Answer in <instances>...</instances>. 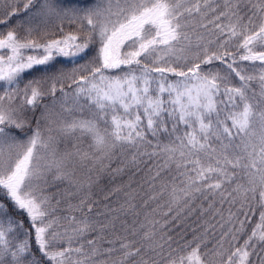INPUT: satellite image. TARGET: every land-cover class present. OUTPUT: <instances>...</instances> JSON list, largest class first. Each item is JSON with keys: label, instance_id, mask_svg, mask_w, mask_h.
<instances>
[{"label": "snow or ice", "instance_id": "1", "mask_svg": "<svg viewBox=\"0 0 264 264\" xmlns=\"http://www.w3.org/2000/svg\"><path fill=\"white\" fill-rule=\"evenodd\" d=\"M0 27V264H264V0H0ZM144 157L147 199L93 219Z\"/></svg>", "mask_w": 264, "mask_h": 264}, {"label": "trees", "instance_id": "2", "mask_svg": "<svg viewBox=\"0 0 264 264\" xmlns=\"http://www.w3.org/2000/svg\"><path fill=\"white\" fill-rule=\"evenodd\" d=\"M0 30H4V29L2 28ZM35 74L39 75V73H35ZM257 91H258V88H257ZM46 101L47 100H45L44 103H46ZM36 115L39 116V112H37ZM32 126H35V125L33 124ZM149 139H152V137L149 136ZM161 139L163 140V142L165 143L167 142L166 137H161ZM153 143H155V140H153ZM147 150L151 151L152 149H147ZM143 160H144V163H141L139 165L140 171H137L135 168L126 169L125 173L117 176L114 181H111L110 177L107 174H105L103 177H101L99 182L94 183L92 185V187L88 191L90 192L91 199L96 201V205L94 207V213L92 214L93 219L103 220L104 215L96 216V213L103 214V213H106L107 209H116V208H119L121 204H124L125 199H126L125 194H124L125 192H130L135 196V200L133 201V203H136L137 205L142 204L143 200L147 199V197L151 194V191L148 185V179H147L148 176L152 174L149 172V168H153L154 164L156 163V160L155 159L149 160L148 157H144ZM119 166H122L119 160L114 161L112 163V168H116ZM79 174H84V172L81 170L78 173V175ZM173 175H175V172H173ZM93 179H95V176H93ZM119 185H124V186L130 185V187H125L124 190L118 195L109 196V192L111 191V189ZM65 186L66 184L61 185V188ZM52 191H56V189H53ZM106 196L108 197V199H105ZM78 199L79 197L72 199L69 202L74 204L78 202ZM158 203L163 204L164 201L161 200ZM106 206H107V209H106ZM61 207L64 208L65 205L62 204ZM152 207H156V203H153ZM204 207H207V204H205ZM217 207H220V205L218 204ZM226 207H229V206L225 204L223 206V209L225 210ZM148 210L149 209H141L138 207L137 211L141 212V216L139 217V219L142 220L143 212L148 211ZM161 210L166 211V209H161ZM236 210H237L236 207L232 208L233 212H235ZM159 218L160 217L158 216L157 219ZM210 218H211V214H209L208 216L201 217L200 219H197L196 216H192L188 218L187 220H183L181 222L183 224L182 228H177L175 231H170L169 234L175 236L177 232H182L184 231V229L189 228V226H191L192 228H196L199 225H202L205 220H209ZM120 219L121 220L127 219L130 223L133 217L130 215L127 217L121 215ZM216 219L218 220L219 217H217ZM252 220L253 222L258 220V213L255 216H253ZM171 227L172 226H170V228ZM117 234H119V221L117 222ZM218 235H219V232L216 233L217 237ZM93 236L94 234H90L88 235L87 238L92 239ZM107 238L111 239L112 237L108 236ZM207 239L209 241V247H211L215 243V239L212 237L211 234L207 237ZM104 246L107 247L108 245L105 244Z\"/></svg>", "mask_w": 264, "mask_h": 264}, {"label": "rangeland", "instance_id": "3", "mask_svg": "<svg viewBox=\"0 0 264 264\" xmlns=\"http://www.w3.org/2000/svg\"><path fill=\"white\" fill-rule=\"evenodd\" d=\"M0 29H2V27H0ZM49 101H46V103H48ZM34 127V126H33ZM43 127H44V125H42V129H43ZM45 135H47V133L45 132ZM25 139H26V137H25ZM87 142H85V144H86ZM61 147H63V144L61 145ZM69 147H70V145H69ZM83 172H84V174H86L87 173V170L86 169H83L82 170ZM79 173V172H78ZM227 209H228V207H226L225 208V210H224V215L225 216H227V214H228V212H227Z\"/></svg>", "mask_w": 264, "mask_h": 264}]
</instances>
